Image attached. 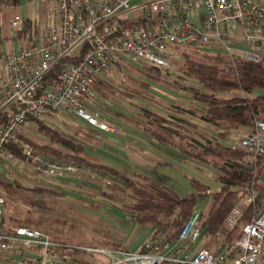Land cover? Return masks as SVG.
Listing matches in <instances>:
<instances>
[{
    "label": "built area",
    "instance_id": "1",
    "mask_svg": "<svg viewBox=\"0 0 264 264\" xmlns=\"http://www.w3.org/2000/svg\"><path fill=\"white\" fill-rule=\"evenodd\" d=\"M9 7L0 8L1 26L6 18L0 42V181L5 183L17 178V169L31 178L90 177L97 178L95 183L101 187L111 185V175L43 151L39 147L50 142L36 143L27 131L36 129L37 121L51 120L62 122L69 131L74 127L69 117L76 116L105 133L121 134L118 125L105 120L93 88L101 79L114 78L110 71L115 63L168 68L188 49L238 53L264 62V0H30L19 4L25 12L13 9L10 16ZM63 58L68 60L60 64ZM232 148L253 161L261 158L264 120L256 121ZM253 198L251 191H245L218 226L216 235L223 245ZM8 199L16 201L0 184V252L10 254L2 264H80L59 250L67 244L41 229L17 227L14 232H3L2 214ZM199 216L194 208L171 239L160 230L139 251L75 248L110 258L106 264H264V207L240 226L225 250L192 249L205 233L196 227ZM233 249L236 253L231 257Z\"/></svg>",
    "mask_w": 264,
    "mask_h": 264
},
{
    "label": "trees",
    "instance_id": "2",
    "mask_svg": "<svg viewBox=\"0 0 264 264\" xmlns=\"http://www.w3.org/2000/svg\"><path fill=\"white\" fill-rule=\"evenodd\" d=\"M28 1L30 0H0V8L17 7L21 2ZM27 26L25 21V28ZM2 40L4 38L1 35L0 25V42ZM198 54L204 58L203 61L194 58L193 55ZM66 60L68 58H63L60 64ZM173 63L174 69L171 65L168 68L154 65L139 68L134 65L123 67L115 63L111 70H115L121 78L101 79L93 88L105 100L119 96L127 101L143 99L164 106L167 113L142 106L132 116L125 114L118 116L125 123L142 131L151 140L169 146L186 159L214 168L219 184L217 190L209 193L210 185L193 177L189 180L193 190L181 195L147 177H138L140 175L128 177L109 167L91 162L80 153L94 146L78 136L76 132L67 131L65 124H56L57 120L35 122L37 132L50 142V145L39 148L55 156L71 159L81 166L95 169L100 175H111L112 182L103 189V199L113 203L114 193L122 196L123 202L117 207L124 211L131 221L154 227V234L159 233L160 230L164 231L167 240L171 239L189 218L200 197L209 195L210 204L206 211H200L196 227L204 230L206 235H216L218 226L234 205V200L245 191H251L254 196L253 201L227 240L228 244H231L240 226L248 221L257 209L264 207V188L258 183V171L264 167V155L253 161L247 153L234 150L231 146L218 141L215 136L200 130L193 119L204 120L221 129H253L256 121L264 120V62L247 60L238 53L227 54L217 51L191 53L189 50H182L179 58ZM60 64L51 70L47 78L57 71ZM165 75H175L176 78L170 81ZM163 82L170 83L177 91L187 93L188 105L184 107L174 103L163 104L149 97L151 85H159ZM232 90L242 91L245 95L229 98L218 96V93ZM233 161L248 163L253 167L251 169L237 167L233 165ZM87 178L98 183L97 178ZM30 181L32 185L27 187H24L18 178L11 183L0 181V184L3 185L8 197L16 200L14 203L29 209L36 207L45 210L57 209L50 202L43 198H34L28 195L29 193L41 197L64 198L66 196L63 186L59 184L39 180V178ZM94 197L91 195L88 206L97 209L104 201L98 203L93 199ZM47 218L44 215H32L29 211L25 215L11 213L5 204L1 230L11 233L17 227L41 229L46 222L48 223ZM72 224L69 227L70 230L75 229ZM43 231L50 234L46 229ZM53 240L67 244L59 250L70 254L80 262L78 252L81 250L76 249V245ZM92 245L119 248L116 242L107 239H97ZM235 253L233 249L229 255L233 257ZM9 255L0 253L1 263L8 261L6 257Z\"/></svg>",
    "mask_w": 264,
    "mask_h": 264
},
{
    "label": "crops",
    "instance_id": "3",
    "mask_svg": "<svg viewBox=\"0 0 264 264\" xmlns=\"http://www.w3.org/2000/svg\"><path fill=\"white\" fill-rule=\"evenodd\" d=\"M15 8L16 7H12L11 9ZM5 21L6 18L3 19V21L1 20V28H3V24ZM3 29H1V31H3ZM243 95H245V93L239 90L218 93V96L223 98ZM103 108L106 110L110 109L107 106H104ZM111 112L113 111L110 110V113ZM105 113L107 116L106 118L110 119V123L118 125L121 134L113 135L112 133H105L104 131H101L94 126L89 125L86 121H81V123L78 125L71 123L76 127V133L80 128V132L82 134L89 135L97 139V142L93 144L94 147L86 148L83 152L80 153L81 156L91 162H96L98 164L109 167L128 177H134L138 175H140L138 177H147L167 186L168 188L176 191L177 193H180L181 195H184L181 192H186L188 191V187H191L189 180L193 177L209 184L211 187L209 193L218 189L219 184L216 180L217 173L214 168L206 164L197 163L190 159H186L185 157H183V155H181V153L170 148L169 146L151 140L142 131L132 126L131 124L125 123L123 120H121L118 116L120 113L116 114L113 112L114 114L112 113V115L107 111ZM121 114L124 113L121 112ZM116 120L118 121L116 122ZM193 121L198 125V128L200 130L206 131L208 134L221 139L223 143H226L231 147L232 144L236 142L241 136H243V134L247 131L244 129H218L217 126L204 120L197 119L196 121L193 119ZM129 155H131V158L129 157ZM116 156L122 158L126 163H121V161L115 158ZM76 178L78 179V177ZM88 181L95 187L96 184H94L90 180ZM67 182L68 179L63 180V183L67 184ZM258 183L264 188V167H261L258 171ZM93 185L88 184V187H91ZM78 187H82V185L78 184L77 188ZM94 192L97 193L101 202L102 200L104 201V204L100 206H107L108 209L111 204L105 201L102 195L98 194L99 191L95 189ZM236 200H234L233 204ZM118 203L122 204L121 201H118ZM73 204L75 203L73 202ZM120 204L113 202L112 206L116 207L122 214V216H119L118 219L110 216L95 214L92 211H89V208L91 207L87 204L83 206H66H69V208L71 207V209H73L75 212H77V209L74 208L75 206H79L81 208L87 207L83 209L82 213L86 212L90 214L92 217V222L84 221L83 224L87 226L86 228L91 231L92 235L94 234V236L92 237H96L95 239H107L114 241L119 245V248L117 249L125 252L139 251L143 243L155 239L160 234H154V227L137 224L131 221L125 214V212L117 207L120 206ZM56 207L65 209L60 206L58 207V205H56ZM194 208H196V205ZM110 211L112 212V210ZM76 225L77 224L73 225L75 226L74 228H77ZM165 234L166 233H163V235ZM94 242L95 240L92 241L91 238L90 244L82 246H93L92 243ZM78 245L80 244H76V246ZM201 246L208 247L212 250H216L219 248L225 250L227 248V245H223V241L219 235L203 234L201 239L192 246V249L196 250ZM262 249L264 250V239ZM78 253L81 264H106V261L108 260V257H104L102 255L95 256V254H88L84 251H79Z\"/></svg>",
    "mask_w": 264,
    "mask_h": 264
},
{
    "label": "rangeland",
    "instance_id": "4",
    "mask_svg": "<svg viewBox=\"0 0 264 264\" xmlns=\"http://www.w3.org/2000/svg\"><path fill=\"white\" fill-rule=\"evenodd\" d=\"M14 10L16 12H25L26 11L25 8L19 7V6H17ZM12 12H13V9L9 8L8 15L10 16V14ZM189 52L195 53L194 50H189ZM193 56L197 60H200V61L204 60V58H202L201 55H199V54L193 55ZM170 65L173 67L174 63L173 64L171 63ZM173 69H174V67H173ZM110 75L114 76V77L121 78V76L115 70H111ZM165 77H166V79H168L170 81H172L176 78L175 75L174 76L173 75H167V76L165 75ZM148 95H149V97L154 98L155 100H157L158 102H161L163 104L174 103L175 105L185 107L188 105V102H189V97H188L187 93L182 92V91H177V89L174 88L173 86H171L170 83H168V82H163L162 84H159V85L152 84L151 88L148 92ZM96 96L99 99L97 101V104L101 105V108L103 109L104 113L106 111L108 113H110V110H111L116 114H118V113L121 114V112H123L124 114L132 116V115H134V112H136L142 106L148 107L151 109H155L156 111H159L162 113H167V111L164 109L165 108L164 106H162L156 102H152V101H146L143 99H136V100H134L135 102L134 101L132 102V101L124 100L123 98H120L119 96H114L111 100H105L103 97H100L99 94ZM104 106H107L110 109L106 110L103 108ZM113 112H111L110 114L112 115ZM105 115H106V113H105ZM105 120L107 122L110 121V119H105ZM81 121H83V120H81L80 118H78L76 116L69 117V122L72 124L78 125L81 123ZM117 121L118 120H116V122ZM55 123L59 124V125L63 124L60 121L55 122ZM75 128L76 127L74 126L73 128L69 127L68 129L70 132L73 133V132H76ZM218 129H220V128L218 127ZM80 131H81V129L79 128L77 135L82 137L88 143L93 145L95 142H97V139L95 137H92L89 135H84ZM101 133H103V132H101ZM27 134L36 143H43L44 141H46L45 138L42 135H40L36 129L28 130ZM104 135H107V134H104ZM218 141L223 142V141H221V139H218ZM129 157L131 158V155H129ZM115 158L117 160L121 161V163H123V164L126 163L122 158H119L118 156H116ZM7 165L10 169L14 170L11 162H8ZM19 167H22V165H19ZM15 173H16V177L23 183L24 187L31 186L32 182L30 180L35 179V178H39V180L40 179L47 180L49 182L63 186L62 188H63L64 192L66 193L65 194L66 196L64 198L63 197L59 198V197H54V196H43V197H41V196L34 195L31 193H29L28 195H30L34 198L35 197L43 198L44 200L50 202L51 204H53V205L56 204V205H58V207L60 206V207H63L65 209H60V208L56 209L55 208L53 210V208H52V210H45V209L37 208V207L29 209L26 206H22V205L19 206L18 204L14 203L13 201L8 199L6 206L8 207L9 212L15 213L18 215H25L29 211L32 215H36V216L37 215H44V216L48 217L47 218L48 223L46 222L44 227H41V229L42 230L46 229L47 231H49L50 232L49 237L51 239H57L60 241H64L68 244H73V245L90 244L91 238H92V241L97 240V239H95L96 237H92V236H94V234L92 235L91 231L86 228L87 226L83 224L84 221L92 222V220H91L92 217L90 214H88L86 212L82 213L83 209L87 208V207L81 208L79 206H75L74 208L77 209V212H75L73 209H71V207L69 208V206H66V205H81V206H83L85 204L88 205V203H90V201H91L90 200L91 195L95 196L93 198V199H95V201H97L98 203H101V200H99L100 199L99 196L97 195L96 192H94V190L96 189L97 191H99L98 194L102 195L101 192H103L104 187H100L95 182H93L94 184H96L94 187V185L92 183H89V181L83 177H80L79 179H77L74 176V177L68 179L67 184H65V183H63V180L56 179L54 177L37 175L35 178H31L29 176H24V175L20 174L17 169H16ZM8 179H11V178L8 176ZM78 184H81L82 187L77 188ZM88 184L93 185V186L88 187ZM191 190H193V188L188 187V191H186V192H189ZM186 192H181V193L186 194ZM208 198H209L208 195H206V196L200 197L198 199V201L196 203V208L199 209V211H204V210L206 211L209 208L210 202L208 201ZM118 201H121V203H122L123 197L114 193L113 202L120 204V203H118ZM73 202L75 204H73ZM108 202H109V204H111V206L108 207V209H107V206L101 207L104 204V203H102L101 206L97 207V209L96 208H93V209L89 208V211H92L95 214L110 216V217H113L116 219H118L119 216H122V214L120 213V211L116 207H112L113 203L110 201H108ZM110 210H112V212ZM52 221H53V223H52ZM57 222H59V223H57ZM71 223L77 224L76 225L77 228H75L74 230H70L69 227H70ZM93 232H95V231H93ZM228 243L229 242H224V245H227ZM2 253L7 254V252H2ZM95 256H98V254H95ZM109 260H110V258H108L106 263H109ZM0 264H2L1 260H0Z\"/></svg>",
    "mask_w": 264,
    "mask_h": 264
},
{
    "label": "water",
    "instance_id": "5",
    "mask_svg": "<svg viewBox=\"0 0 264 264\" xmlns=\"http://www.w3.org/2000/svg\"><path fill=\"white\" fill-rule=\"evenodd\" d=\"M233 165L237 166V167H244V168H249L251 169L253 166L248 164V163H240V162H237V161H233L232 162Z\"/></svg>",
    "mask_w": 264,
    "mask_h": 264
}]
</instances>
